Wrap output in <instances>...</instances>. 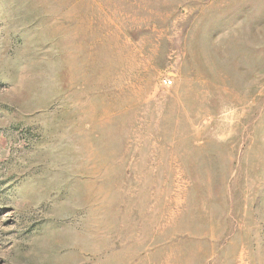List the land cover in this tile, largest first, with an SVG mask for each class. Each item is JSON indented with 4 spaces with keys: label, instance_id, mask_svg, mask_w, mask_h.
Listing matches in <instances>:
<instances>
[{
    "label": "rangeland",
    "instance_id": "374dc122",
    "mask_svg": "<svg viewBox=\"0 0 264 264\" xmlns=\"http://www.w3.org/2000/svg\"><path fill=\"white\" fill-rule=\"evenodd\" d=\"M0 264H264V0H0Z\"/></svg>",
    "mask_w": 264,
    "mask_h": 264
},
{
    "label": "built area",
    "instance_id": "2783aa9c",
    "mask_svg": "<svg viewBox=\"0 0 264 264\" xmlns=\"http://www.w3.org/2000/svg\"><path fill=\"white\" fill-rule=\"evenodd\" d=\"M163 82L165 83V84H169V83H171V81L169 80V79H163Z\"/></svg>",
    "mask_w": 264,
    "mask_h": 264
}]
</instances>
